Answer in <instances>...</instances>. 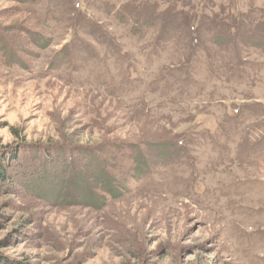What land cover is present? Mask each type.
<instances>
[{
  "label": "rangeland",
  "instance_id": "1",
  "mask_svg": "<svg viewBox=\"0 0 264 264\" xmlns=\"http://www.w3.org/2000/svg\"><path fill=\"white\" fill-rule=\"evenodd\" d=\"M159 1L208 37L197 56L180 26L147 45L114 22L144 20L146 0H0V137L22 180L0 194V264H264V49L238 38L264 0Z\"/></svg>",
  "mask_w": 264,
  "mask_h": 264
},
{
  "label": "trees",
  "instance_id": "2",
  "mask_svg": "<svg viewBox=\"0 0 264 264\" xmlns=\"http://www.w3.org/2000/svg\"><path fill=\"white\" fill-rule=\"evenodd\" d=\"M148 1L150 2V0H146L147 3H148ZM150 3H151V5H150L151 11L150 12L148 11L146 13L144 20H140L136 17H133L130 12L126 13V11L124 10V7H122V9H120V10L113 11L114 22L118 26H120L123 23L126 24L127 26H129V29H130V32L132 33V36L140 35V32H139L140 29L141 28L145 29V30H143L144 32H142L141 34H143L142 36H144V33H145L144 38L146 37L147 45H150L149 33H151L153 31V29H155L156 27L159 26V27H161V29H160L159 33L156 31V36L154 39H156V41L167 42V39L165 40L166 32L169 31L172 27L179 28V26H180L179 31L183 32V34L179 38V41L181 40L183 42L181 46H182V50L184 49V52H182V54H184L186 56L187 61H188V59H190V57L193 58V57H195V55L197 56V52H198L197 50H198V46L200 45V42H202V44H205L207 42L208 37H204L203 35L199 34V32H198L199 31V25H196V21L192 19V15L181 16L182 14H180L179 12H175V14H173V10H172V13H171V10H167L162 15L163 17L162 16L158 17L157 13L162 11V10H159L161 8V7L159 8L160 1L156 0V1H154V3H152V1ZM125 7H126V5H125ZM152 14H154V15L152 16ZM138 21L140 22V24ZM261 22L262 23L259 25V27H261V29L253 38L248 33H241V34H239L238 38H241L243 42L249 41L250 46H252V48L264 49V17L261 18ZM209 27H213V26H211V24H210ZM26 31H27V28H26ZM219 32H220V30H219ZM31 34L32 35L27 36L28 37L27 41L30 42V44L34 45V47L38 48L39 50H44L53 41L52 37L48 36L47 33H45V34L39 33L37 35L35 32V33H31ZM33 36H36V37H33ZM102 38L103 37L100 36V44L101 45L104 44V41ZM209 38H211V42H214L218 45H220L221 43L227 45V42L232 39V35L227 34V33H225V34L223 33L222 35L221 34L220 35L215 34ZM62 52L63 51H61V53H59L58 56H61ZM35 56L39 57V54H36ZM5 59L6 58L0 59V61H2L3 63H7L8 61ZM207 60H208V57H207ZM187 61H185L184 64H187ZM12 63H14L16 65H20V67H22V68L24 67V64H21L19 62L12 61ZM225 66L226 65H224V67ZM214 76H217V75H214ZM214 79L218 80L217 77ZM258 108H260V107H258ZM229 113L232 117L238 116L239 108H237V107L231 108ZM15 134H16V132H15ZM183 145H184V142L182 140L178 139L177 140V147H178L177 151L178 152L183 151L182 149L185 147V146L182 147ZM7 149H11L10 145L4 144L2 142L1 137H0V194L4 190L7 191V189H10V187H12L15 183H18L20 185L22 183V180L19 178L20 176L16 177L15 175L12 174V172H11L12 170L9 168V165L7 163L8 160L11 161V160L16 159L17 156H15L13 153L10 156H8V159H7L6 158L7 152H5V151H7ZM136 165H137V168L135 170H132V171L130 170V172H132V174H129L127 172H123L120 179L115 180L113 178H108L105 181L101 182V184H99V191L101 192V195H108L110 198L111 197H118L122 193L120 191L126 190V186L124 185V183H125L124 180H126L128 178H134L143 172L141 170L142 165H144V162L142 163V159L138 160L136 162ZM138 167H139V169H138ZM147 167H148V163H146V168ZM83 173L85 174V170H82V172H78L79 178H76V181H74L75 183H72V186H75V189L80 191V192L83 191L85 193H90V188L87 187L86 183H84V181H83ZM131 176H133V177H131ZM80 180L83 181V184L80 183ZM80 184L83 185L82 188L79 187ZM43 193H44L43 195L45 197L46 192H43ZM62 193H63V191H60V196L62 195ZM82 195H83V193H82ZM56 198H57V196H56ZM91 198H93V196ZM103 198L106 199V196H104ZM95 203H96V201L94 200V204ZM102 203H104V202H102Z\"/></svg>",
  "mask_w": 264,
  "mask_h": 264
}]
</instances>
